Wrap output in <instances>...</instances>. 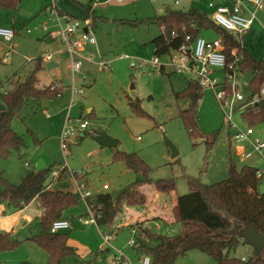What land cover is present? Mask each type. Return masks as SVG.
<instances>
[{
    "label": "rangeland",
    "instance_id": "rangeland-1",
    "mask_svg": "<svg viewBox=\"0 0 264 264\" xmlns=\"http://www.w3.org/2000/svg\"><path fill=\"white\" fill-rule=\"evenodd\" d=\"M175 1L138 0L123 8H111L112 12H117L114 15L117 17L112 16L108 21L96 19L92 29L95 44L83 45L84 59L81 61L80 70L75 73H72L71 59L64 51L63 44L53 37L57 28L47 9L49 2L42 4L41 0H21L14 10L0 8V27L15 31L10 41L0 38V106L3 105V90L13 87L11 79L22 80L24 75L33 69L34 59L39 56L43 65L36 73V87L51 88L52 83L57 82L61 91L58 97L48 100L46 105H38L34 100L29 101L19 117L13 119L12 128L23 137L24 146L7 158H0V170L9 182L19 184L27 172L34 169L36 163L41 160L51 169V173L63 167L73 172H82L89 181L91 193L99 191L116 197L141 175L128 170L122 162L113 161L114 152L119 150L136 153L150 168V181L143 183L140 191L146 197L147 211L144 212L152 214L165 212L175 195L187 193L189 180L206 185L224 180L229 176L232 162L237 168L244 164L258 166V163L253 161L256 152L250 141L237 142L230 137L235 128L247 126L240 114L243 108L241 106L251 95L248 87L250 74L237 71L230 78L233 95L240 94L244 98L237 101L230 95L225 99V112L231 113L230 122L226 120L223 107L215 94L220 87H203L204 96L197 107V115L198 125L204 135L202 138H191L179 117V110L186 108L188 102H177L174 94L182 91L190 79L196 78L195 73L188 69H172L168 65L170 55L158 57L159 63L164 65L163 73L159 71V67L152 68L150 65L142 69L129 66L131 59L126 58L124 54L144 61H150L154 57L150 52L149 41L159 33V29L151 24L148 18L162 14L165 6L181 8ZM211 1L215 0H207L205 5L209 17L211 10L207 6ZM84 20H81L83 24ZM43 26H46L47 30H44ZM48 32L53 40L42 41ZM199 36L205 39L217 38L213 30L202 31ZM235 36L241 39V43H248L249 50L255 56L264 57V0L263 8L257 10L256 20L247 34ZM122 44H125L123 48ZM136 44L140 45L139 52L132 53L129 49ZM115 46L119 49L111 54L110 50ZM47 55L50 56L49 60L45 59ZM100 59L107 60L108 64L103 68L97 64ZM48 62H54L56 66L48 69ZM208 78L212 84H221L224 82L225 73L222 69H215L209 73ZM49 82L52 83L46 85ZM79 89H82L81 93L77 92ZM135 101L142 113L134 111L130 106V102ZM82 121L87 122L84 129L79 127ZM64 129L74 130V134L66 140V149L62 147ZM99 129L117 139L118 143L113 147H101L95 141ZM212 136H215V141L211 149L207 150L205 140H211ZM164 137L178 150L175 158H171V151ZM238 145L245 148L241 155L250 153L252 158H245V162L243 158L241 162V155L236 153ZM66 168L67 174H63L64 181L59 186L76 193L75 183ZM51 173L47 182L54 181V189L58 181L57 176L51 177ZM167 178L174 179L175 190L158 192L154 181ZM104 184L108 190H102ZM259 189L264 191L261 183ZM84 204L79 199L78 205L71 210L72 216L84 214ZM141 210L138 205L123 204L108 227L98 226L103 233L118 231V237L112 244L115 250H121L132 264H140V260L139 255L128 246V241L133 236L136 238L138 231L135 229L133 234L132 229H128L124 224L136 220L137 215L143 213ZM83 227L90 232L83 234L84 229H77L75 240H86L91 234L96 241L101 240L96 227ZM39 231L40 224L37 222L29 229L28 237ZM66 231L71 233L73 230ZM152 231L172 236L181 231V225L179 222H162L160 229L153 227ZM25 236H12L20 240V244L13 250L0 251V264H40L32 261L40 259L39 262L48 264L46 252ZM154 244L155 242H150V245ZM113 253L98 252L91 260L87 259L86 255L81 257L77 254L72 256V259L78 263L79 258L81 264H110L109 256ZM252 254L253 248L242 241L228 250L230 257L248 258ZM39 255H44L45 259ZM37 256L40 259H37ZM213 263L214 260L208 254L191 250L176 258L172 264Z\"/></svg>",
    "mask_w": 264,
    "mask_h": 264
},
{
    "label": "trees",
    "instance_id": "trees-1",
    "mask_svg": "<svg viewBox=\"0 0 264 264\" xmlns=\"http://www.w3.org/2000/svg\"><path fill=\"white\" fill-rule=\"evenodd\" d=\"M20 1L0 0V8L14 10ZM148 21L159 29V33L151 40L156 57L168 55L184 43L191 44L202 31L213 30L220 39L226 56V66L223 69L225 79L216 86H223L227 93L230 91L227 75L233 76L237 71L250 74L248 87L251 95L241 106L243 108L240 115L249 127L264 122V97L260 92L264 89V59L253 56L242 45L240 38L217 26L205 12L197 8L182 11L166 7L162 15L148 18ZM48 38L50 39L49 35H45L42 40L46 41ZM40 68L41 61L38 57L34 68L24 79L18 81L13 89L2 93L5 109L0 111V158L19 152L24 146L23 137L12 128L13 119L19 117L23 107L32 100L39 105L60 95V89H51L50 86L36 88V72ZM159 71L163 72V69L160 68ZM203 96V88L196 78L190 79L182 91L174 94L177 102H188L186 108L179 110V117L191 138L204 135L198 125L197 115V107ZM253 97L257 98L256 101L248 104ZM130 106L134 111L142 113L137 101L130 102ZM214 141L215 136L211 140H205L207 150L211 149ZM113 158V161L122 162L128 170L141 176L116 197L104 193L87 201L91 209L98 211L97 226L108 227L123 204L143 206L146 202L140 186L150 181L148 165L136 153L115 150ZM257 171L256 167L246 164L237 168L232 162L229 176L224 180L210 185L189 180V191L178 195L172 208V215L181 223L182 230L178 234L166 236L151 228L142 227L140 223L134 224L138 228L133 247L136 254L147 255L150 264H172L176 258L189 251L199 250L208 254L214 260L213 264H264V244L258 255L252 254L244 259L228 256L230 248L244 242L238 234L240 228L253 226L264 235V191L259 189ZM50 173L49 167L39 171L32 169L19 184H12L0 170V204H6L11 210L17 211L37 199L42 210L40 231L27 239L46 252L48 264H61L64 258L75 255L76 249L68 244L67 232L51 233L50 225L56 219H64V212L77 206L79 197L68 190L49 189L47 177ZM63 174H67L66 170H59L57 178ZM76 177L84 180L85 176L76 174ZM154 187L158 192L173 191L175 181L173 178L158 179L154 181ZM151 241L155 244L150 245ZM19 244L20 240L0 233V251L13 250Z\"/></svg>",
    "mask_w": 264,
    "mask_h": 264
},
{
    "label": "built area",
    "instance_id": "built-area-1",
    "mask_svg": "<svg viewBox=\"0 0 264 264\" xmlns=\"http://www.w3.org/2000/svg\"><path fill=\"white\" fill-rule=\"evenodd\" d=\"M121 1V0H118ZM231 4H215L211 1L208 3V7L213 9L211 20L223 30L234 35L245 34L253 21L256 19L257 10L263 7V0H231ZM49 15L51 20L55 23L57 30L53 37L60 41L63 44L64 51L68 54L71 59V70L72 73H75L80 70L81 61L84 59L83 55V45H94L95 39L93 35L84 31V26L88 25L89 20L85 19L84 24L80 19L72 18L69 15L61 13L54 4V1L51 0L49 6ZM44 30H47L46 26H43ZM29 31V30H27ZM14 30L11 28L0 27V38L6 41H10L14 36ZM49 34V32H48ZM50 35V34H49ZM52 36V35H50ZM170 62L168 65L175 71H180L183 69L191 70L195 73L196 79L199 85L203 87H217L216 84H212L209 80L208 75L215 69H225L226 66V56L223 52V47L220 39H205L201 36H198L194 39L191 44L184 43L177 50L171 51ZM127 57V56H126ZM50 56L45 57L46 60H49ZM131 59L129 66L133 69H142L146 65H150L152 68L159 67L163 68L164 65L159 63L158 57L154 56L150 61H144L141 59ZM97 64L102 68L105 67L108 63L107 61L100 59ZM231 66H229L230 68ZM234 76V75H233ZM233 76L227 75L228 81L230 83V78ZM220 89L215 93L219 103L223 107L224 115L227 121H231V113L225 112L224 101L228 96H232L233 99L237 101H242L244 98L240 94L233 95V86L230 84L231 90L226 93L223 86L219 85ZM60 89V85L56 82L52 83L51 89ZM78 93L82 92V89L77 91ZM261 94L264 97V89H261ZM75 93V89H73ZM256 97H253L248 104H253L256 101ZM87 122L82 121L79 125L81 129L86 128ZM74 130L64 129L62 134V147L66 149L68 144L66 140L68 136L73 135ZM253 130L251 127L245 129L235 128L234 133L231 136V139L235 141H249ZM254 148L259 153H264V141L259 140L253 141ZM245 156V154H242ZM64 169L66 167H63ZM61 168V169H63ZM67 169V168H66ZM68 170V169H67ZM69 171L70 177H72L75 186H76V195L82 200L87 207V213L84 216L77 217L78 222L83 225L94 224L96 225V215L98 214L97 210L91 209L87 201L94 196L87 188V185L84 180H79L76 177V174L81 176L82 172ZM52 178H55L58 175V170L53 171ZM257 176L260 179V183L264 186V170L257 171ZM103 188L106 189L107 185H103ZM70 227V224L67 219H56L50 225L51 233H58L67 230ZM135 229H132L134 234ZM112 239L110 233H103V241L105 244H108ZM136 238H131L128 241V246L134 247ZM244 259V258H242ZM114 264H132L131 261L124 255L121 250H115L113 257ZM140 264H150V258L147 255H142L140 257Z\"/></svg>",
    "mask_w": 264,
    "mask_h": 264
},
{
    "label": "crops",
    "instance_id": "crops-1",
    "mask_svg": "<svg viewBox=\"0 0 264 264\" xmlns=\"http://www.w3.org/2000/svg\"><path fill=\"white\" fill-rule=\"evenodd\" d=\"M53 1H54L56 7L59 9V11L61 13L69 15L72 18H77V19H81V20L82 19L89 20L88 25L84 26V29H86V31H88V32H90L92 34V29H93V27L96 24V19H99L101 21L111 20V17L116 15V13H117V12H112L111 10H113V9H111V8H123L125 5L132 4V3H134V2H136L138 0H121V1L114 0L116 3L115 2L113 3V0H53ZM48 2L50 3V0H41L42 4H44V3L47 4ZM175 2H176L175 4L181 5L180 6L181 8H177L178 10L187 11L190 8H197L200 11H203V12H205L207 14L206 6H205L207 0H181V2H178V0H176ZM213 2H215V4H226V5H229V4H231L232 1L231 0H215ZM166 7H170V6H165L164 10H165ZM209 9L211 10V15H212L213 9H211V8H209ZM112 13H114V14H112ZM162 14H160V15H162ZM154 16H158V15H154ZM114 17H117V16H114ZM149 18H151V17H149ZM113 20H116V19H113ZM254 21H253V23H254ZM253 23H252V25H253ZM252 25L250 26L249 29H251ZM13 26L14 25H12V27ZM247 32L245 34H247ZM49 37H50V39L48 38V40H46V42H50V41L53 40V38L50 35H49ZM151 40H152V38H151ZM151 40L149 41V43L151 44L150 52L154 56V47H153V45L151 43ZM42 41H45V40H42ZM242 45L253 56H255L249 50L248 43H245V44L242 43ZM121 46L123 48L125 46V44H122ZM89 47H94V46H89ZM139 48H140V45L136 44V45H134V47H131L129 50H131L132 53H138L139 52ZM118 49H119L118 46L112 47L111 50H110V53L113 54ZM96 50H98V49H96ZM124 51H126V50H124ZM126 55H128V54H124L125 57H126ZM255 57L264 59V57H257V56H255ZM39 58H40V61H41V68H42V65H43L42 64V60H41L40 56H39ZM126 58H128V56ZM50 63H54V62H50ZM54 64L56 66V63H54ZM34 65H35V62H34ZM54 67H52V68H54ZM31 70H29L28 73ZM161 73H163V72H161ZM27 74H25L24 77ZM18 81H21V80H19V78L11 79V83H12L13 87L8 89V90L13 89ZM50 83H52V82H49L46 85H48ZM46 85H44V86H46ZM36 88L41 89L43 87H36ZM5 91H7V90H3V92H5ZM41 104L46 105L47 101H43ZM243 126L244 125H242L240 127H237V128L245 129V128L249 127V126H246V127H243ZM257 127L259 129H257ZM251 128L253 130V134L251 135V138H250L249 141H250V144L253 146L254 151L256 152V155H255L256 157H253L254 158L253 161L258 163L257 164L258 166H254V167H256L259 170H264V153L257 152L255 150V148H254V145H253V141H255L256 139L261 141V142L264 141V122L256 125L255 127H251ZM236 148H237L236 149V153L237 154L241 155L242 151L245 152V148L242 145H238ZM250 157H251L250 153H248V154L245 153V156L241 155L240 161L242 162L243 158H244V162H245V158H250ZM33 170H35V168ZM62 177H63V175L60 178L56 179V181H58V185L54 189H61V187L59 185L62 183V181H64L63 180L64 177L63 178ZM84 180L86 181L87 188L89 189V186H88L89 185V181L85 177H84ZM53 182L54 181H52L50 183L51 186L49 185V187H48L49 189H53L52 188V183ZM104 185H106V184H104ZM61 190H65V189H61ZM102 190H108V187L106 189H104L103 186H102ZM140 190H141V188H140ZM68 191H70V190H68ZM99 194H104V193L99 192V191H97L95 193H92V195L94 197L99 195ZM176 198H177V195H175L171 199V204L165 209L166 210L165 212H159V213L153 212L152 214L144 212V211H147V204L145 202V204L143 206H140V208L143 210V213L141 212L140 214H138L136 220L127 221L124 225L127 226L128 229L131 228V229H136L138 231V228L134 226V224H136V223H140L142 227L151 228V229H153V227H155V228L160 229V223H162V222H164L166 224H174V223L178 222L177 220L174 219V217L172 215V208H173V206L176 203ZM84 206H85V208H84L85 213L84 214H80L79 216H84L87 213L86 204H84ZM72 208H69L63 214L64 219H67L69 224H70V227L68 229H70L71 231L73 230L71 233H69L66 230L64 231V232H67L68 235H69L68 244L73 246L76 249V254L72 255V256H76L77 254H80L81 257H83L84 255H86V258L91 260L92 256L93 257L97 256L98 252H114L112 255L109 256L110 264H113V262H114L113 257H114V254H115V248H114L115 246L112 244V241H115L117 239L118 234H119L118 231H114L113 233H110L112 235V239L110 240V243L104 244L103 232L100 231V228L97 225H94V224H87L89 226L93 225L94 227L97 228L96 231L99 232L101 240L100 241H96L92 234L89 237H87L86 240L84 238L82 240H75V238H76L75 234H76V230L77 229H79V230L84 229L83 230V234H87V232L89 230L83 227V226H87V225H83L80 222H78L77 217H79V216H72V214H71L72 213L71 210H73ZM41 215H42V210L40 208V204H39V201L37 199L32 200L27 206H25L24 208H22L20 210H17V211L11 210L10 208H8L6 206V204H0V233L8 234L11 237L13 235H26L25 237L27 239V237H28V235L30 233L29 229L32 228L35 224H37V222H40V216ZM180 225H181V223H180ZM181 230H182V226H181ZM23 239H25V238H23ZM131 248L135 251V249L133 247H131ZM72 256L64 258L62 260L61 264H81L80 262H82V261L79 258H78L79 262L77 263V261L72 259V258H74ZM39 257L45 259L44 255H42V256L39 255ZM140 257H141V255L139 256V259H140ZM40 258H38V256H37V259H40ZM241 258H244V256H242ZM96 260H100V258L97 257ZM32 261H35V263H40V264L42 262V264H44L43 261H41V262L36 261V260H32ZM93 263H94V261H93ZM97 264H99V263H97Z\"/></svg>",
    "mask_w": 264,
    "mask_h": 264
},
{
    "label": "water",
    "instance_id": "water-1",
    "mask_svg": "<svg viewBox=\"0 0 264 264\" xmlns=\"http://www.w3.org/2000/svg\"><path fill=\"white\" fill-rule=\"evenodd\" d=\"M86 31V29H84ZM54 63L48 62L46 64V67L48 69H51L54 67ZM5 106H0V111L4 110ZM164 140L166 144L169 146L171 151V158H175L178 155V150L176 147L166 138L164 137ZM95 141L101 146V147H113L118 143V140L109 136L106 132L102 130H97V134L95 137ZM45 168V164L43 161L39 160L36 163L35 171H39ZM239 236L244 240L245 243L250 245L253 248V254L258 255L263 247L264 244V235L253 226H245L239 229L238 231Z\"/></svg>",
    "mask_w": 264,
    "mask_h": 264
}]
</instances>
